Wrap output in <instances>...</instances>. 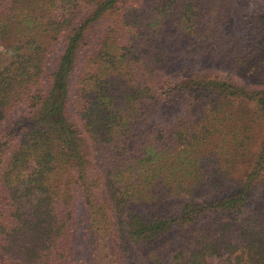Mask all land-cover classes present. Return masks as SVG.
I'll list each match as a JSON object with an SVG mask.
<instances>
[{"label":"trees","instance_id":"trees-1","mask_svg":"<svg viewBox=\"0 0 264 264\" xmlns=\"http://www.w3.org/2000/svg\"><path fill=\"white\" fill-rule=\"evenodd\" d=\"M254 1L0 0V264H264Z\"/></svg>","mask_w":264,"mask_h":264},{"label":"rangeland","instance_id":"rangeland-1","mask_svg":"<svg viewBox=\"0 0 264 264\" xmlns=\"http://www.w3.org/2000/svg\"><path fill=\"white\" fill-rule=\"evenodd\" d=\"M229 29L233 33L236 32L247 47H254L259 44L261 36L264 33V0H255L254 3L244 4V6L231 15L229 19ZM176 40V38H174ZM177 41V40H176ZM6 62V57L0 52V64ZM187 65L189 73L199 72L201 75L210 77H220L223 80L233 81L234 83L242 84L239 76L231 71H225L213 67L205 62L193 63L186 61L182 64ZM86 215V217H83ZM80 219L78 220L79 237L77 247L79 249L78 264H99L105 253L101 248L98 236L91 229V224L87 221V213L85 208L79 210ZM105 244L111 245V241H105ZM108 249V248H107ZM110 251V250H109Z\"/></svg>","mask_w":264,"mask_h":264}]
</instances>
